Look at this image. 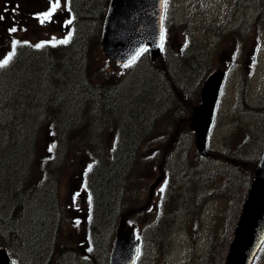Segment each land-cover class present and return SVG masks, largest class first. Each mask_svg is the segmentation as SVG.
<instances>
[{
	"label": "rangeland",
	"instance_id": "1",
	"mask_svg": "<svg viewBox=\"0 0 264 264\" xmlns=\"http://www.w3.org/2000/svg\"><path fill=\"white\" fill-rule=\"evenodd\" d=\"M21 1L24 2L25 0ZM6 2L13 7L16 1L12 2L6 0ZM214 3L218 5V8L212 11L210 17H208L210 0H176V7H173L172 3H170L167 10V17L169 18V23H171L170 26H168L166 37L167 59H164L161 64L155 65V67H157L156 69L149 60L145 58V62H143L145 68H140L141 64L134 66L132 70L134 72L123 75L124 79L118 84L120 87L118 92L114 90V95L116 96L118 94L116 100L121 109L125 112L126 110L124 108L131 106V97H138L137 103H139V106L142 104H149V102L152 101V94L158 90L157 86H161V83H165L168 86L169 92H172L176 100L181 103L179 109L183 106L187 108L192 107V104L197 103V99H192L190 102L188 101L186 94L190 93V83H186L187 80L185 81L182 75L179 78V70L173 60V57H175L174 52L183 47L184 42L187 41V38L190 36L191 38L189 39L193 40L192 47L196 52H207L209 54V72L218 69H224L228 72V81L222 99L223 102L219 113V122L210 143V154L205 159L200 158L197 156L196 143L186 142L184 140L183 142L173 145L171 153H173L174 156H171L169 166H167L164 162L167 156L166 152L162 154L157 153V155H155L153 150L154 147L149 149L145 147L141 152L143 158L141 160V166L139 167L138 163L131 171L132 181L129 188H132L126 191L124 196L125 198L131 197L132 195L136 196V193L140 189L141 195L138 196L139 200L135 198L128 207H126L129 214H137L140 211L139 202L142 204L146 199L148 201V188H150V184L160 173V169L165 168L168 171L169 168L172 172V176L167 178L165 184L157 191V194L153 196L152 202L149 203L150 208L149 206L146 207V209L149 208L150 212L143 217L142 223L155 219L156 212L169 188H172L171 192L175 194V200H178L179 196L187 192H194L196 190L194 184L186 180L188 179L190 170H193L194 174H199L200 171L198 167L200 165V168L205 169L207 172L202 181L205 185L210 187L211 191L214 190V192L209 193V196L220 198L218 199L220 200L219 206L213 201L209 202V205L205 207L204 213L202 212L200 215L194 213L187 216V220H179L165 245L169 247L166 250H162L163 253H158L156 245H149L147 240L144 252V255L149 258V261L146 262L147 264H188L192 262L193 259H198V255L203 252L210 239L217 241L221 237L222 227H226L228 224V220L225 218H229L230 212L232 211L231 208L234 205V192L229 196L222 181L225 176L228 177V175L234 178L233 189L239 197L237 199V216L244 200V180L249 176L250 168L253 167V164L250 162L255 156L253 153L259 146L260 134L264 133V0H214ZM30 4L33 5V2L31 1ZM202 11L203 14H201ZM40 19L41 18L32 21L33 24L24 25L23 29L27 30V33L19 32L17 35L23 38L25 35H28L27 37H29V39L35 40L38 39V37L49 35L55 38V40H52L54 44L68 37L69 31H66V24L64 23L63 26L60 27L58 25V17L55 18V24L49 22L43 24L40 22ZM77 34H80V32H77ZM72 42L73 44H78L79 40L77 37H74ZM69 53L70 51H67L64 54L62 61L54 63L58 69H61L62 65L71 61L68 59ZM74 60L75 59L71 62ZM96 60H92L91 62V67L94 72L98 70L107 75H109L110 72L114 73V67L108 66L107 69L104 68V60L101 57ZM139 61L137 63H140ZM204 68L206 67H200L199 69L201 71ZM116 69L120 70V68ZM154 69L156 73L162 72L165 74L168 81L164 80L162 77L161 79L163 80H153L155 76L153 77L151 75L155 73L151 71ZM31 72L32 67L29 64H19L12 66L10 72L4 76V87L13 90V102L17 101L21 96L24 102L27 101L28 95L30 94L28 90L30 89L29 74ZM13 77L17 80L16 85L12 84ZM43 85L46 86L45 82ZM197 90L198 91H195L196 94L199 93V89ZM3 97L4 95L0 94V101ZM154 113L155 110L149 114L154 116ZM187 113L188 112H182L181 116L185 117ZM9 114V111L5 108L0 109V142L2 143L6 140V133L8 131L9 133L14 131L13 126H3V123L9 119ZM153 119L154 117H146L147 122ZM177 121L169 123H177ZM33 122V116H29L26 125H31ZM122 123H125L124 119ZM187 126V122L184 121L182 128H179L178 131L183 130L186 133ZM46 129L47 126L44 125L39 131L37 140L38 150L43 146L42 143L44 142ZM14 140H16V138H14ZM28 140L29 135L24 134L23 140L19 143L12 142L8 146L0 144L1 199L4 197L2 190L6 175V166L11 161L17 162L19 168H22L24 164H26V156H30L27 147ZM169 141H172V137L169 138ZM111 143L112 140H109L108 144L105 145L108 151L111 149ZM241 145H243L242 148ZM184 150L189 160L185 157ZM243 154L249 158L243 157ZM86 156L74 152L71 156H68L71 158L70 164L65 165L63 163L59 167L60 184L57 186V195L60 208H58L56 204L55 211L58 213V218L60 216V210L61 213L63 210L65 216L64 221H62V224L59 226L62 230L59 232L58 237L62 244H65V239L67 242H73V239L77 235L75 234V227L80 220L77 218L81 216L79 209L80 207H87V197L83 196L85 194L83 172L88 165V157ZM151 156H153V158H151ZM173 157H178V159H172ZM32 162V166L30 167L31 181H37L39 179L42 181L44 178L42 166L35 157ZM170 165L173 166V168H170ZM209 173H214V176L210 178L208 175ZM21 186L22 187L19 188L16 187L19 189L17 195L20 192L28 190L31 188L30 186L33 185L29 183ZM176 186L180 189L178 194L175 191ZM57 187L53 188V195ZM45 189L46 187L39 189V191L34 189L33 191L37 194L36 197L40 199V202L35 200L36 205L34 202L30 205L31 212L24 211L23 218H21V216L17 217L19 227L25 224L23 229H21V233L25 235H29L32 231V221L30 220L33 216L37 215L35 220L42 217L46 223L45 215L41 213V210L46 212V209H39L38 207L45 203V195L48 194ZM171 192L168 195V201L171 198ZM241 192L242 196H239ZM200 194L201 193H199V200L202 196ZM1 206L2 204L0 202V217L16 216L18 209L21 210L19 207H15L13 211L12 208L11 210H6ZM123 209L125 208L123 207ZM218 210L220 212V219L217 223L213 224L211 220L216 216ZM223 210L227 211V217H221ZM235 210L236 207H233V211ZM57 224H59V220ZM137 225L139 226V224ZM142 225L143 224H141L139 229L144 234L146 225ZM151 231L152 229L149 230V232ZM55 232L56 230H53V240L51 238L50 246H52L58 230L54 235ZM83 241L84 239L80 241V244L70 246L69 251L66 253L67 255H63L64 257H61L57 264H84L83 262L85 261L80 258L76 261L75 258V254L82 257L86 253V245H83L85 244V241ZM221 246L223 248L224 242L221 243ZM48 252L49 251H44L41 254L43 256L41 260L42 263L35 260V264H46ZM26 253L27 251L24 249L18 251L24 264H28V260L25 258ZM255 264H264V247L257 257Z\"/></svg>",
	"mask_w": 264,
	"mask_h": 264
},
{
	"label": "trees",
	"instance_id": "2",
	"mask_svg": "<svg viewBox=\"0 0 264 264\" xmlns=\"http://www.w3.org/2000/svg\"><path fill=\"white\" fill-rule=\"evenodd\" d=\"M105 3L106 0H75V4L78 6L76 15L79 23L81 20L85 25L92 23L87 27L85 33L80 32L78 44L71 42L56 50L47 51L46 55H40L39 52L38 54L33 53L30 61L23 60L21 62V64H29L32 67V72L29 74L30 89L28 92L30 94L25 102V107L26 109H35L37 111L36 114L30 116H33L35 118L34 122L38 121L37 124H39L37 125L38 130H34L32 133L34 143L31 152L29 142H31L32 138L28 140L29 161L28 156H26V164L22 168H19L15 161L9 162L6 166L2 190L4 197L0 198V202L6 210H11L13 207H19L21 210L18 209L16 216L0 217V245L7 246L14 252L18 248L27 249L26 251L30 255H35L34 258H37L36 261L39 263H42L41 260L43 259L41 254L44 251H49L46 264H52L51 255L55 247L53 245L52 247L50 246V240L51 238L53 240V230H57V224L55 223L56 204L53 198L48 196L46 197L47 202L38 206L39 209H46V212L41 210V213L45 215L46 223L42 217L35 220L32 225V231L28 235L27 243H25L21 237L23 235L21 229H23L25 224L19 227L17 217L21 216L23 218L24 206H29L30 208L32 202L36 205L35 200L40 202V199L32 196V193H27V190L17 195L19 190L17 188L28 182L32 159L38 146L36 133L38 134L40 127L45 123L48 124L47 135L50 137L49 132L52 135L54 155L69 156L73 152L80 153L82 151L87 154L99 155L104 152L103 146H100L101 142H104L100 136L101 131H105L109 127L108 124H112L110 127L113 130L115 126L121 125L124 119V125L127 128H124L122 137L124 135L125 140L123 139L122 143L118 145L117 156H114L115 159L108 162V156H95L103 158L98 163V188L102 193V197L105 198V203H109L110 208H115L114 212L120 209L122 205L121 194L129 181L128 175L131 167L134 166V155L139 146L135 141L141 138V136L135 137V135L132 136L134 139L130 138L129 128H132L133 125V111L135 108L136 110L138 109L134 118L136 117V123L140 124L141 128H137V130L146 132V117L155 116L157 107H162L163 105L162 100L160 101L158 97L167 91L166 88L157 86L159 89L152 94V101L149 104L139 106L137 100H134L130 110L125 112L116 100L118 94L114 95L115 87L95 83L93 79L104 75L103 72L98 70L94 72L91 62L101 57L100 52L97 50L96 41L98 37L97 28ZM83 27L85 29V26ZM87 32H90L91 35H88ZM67 51H70L68 59L71 61L75 60L67 62V64L61 66V69H58L54 63L62 61ZM190 63L191 72L194 73L200 72L199 68L203 67L198 62V59L195 58ZM44 82L46 86L43 85ZM153 110H155V113L154 116H151L149 113L153 112ZM149 121L150 123L152 122L151 120ZM95 147L96 149L94 150ZM23 195L27 202L24 205L21 203L24 202ZM103 236L105 239L103 244L105 246L107 237ZM55 241L56 238L53 244H55Z\"/></svg>",
	"mask_w": 264,
	"mask_h": 264
},
{
	"label": "water",
	"instance_id": "3",
	"mask_svg": "<svg viewBox=\"0 0 264 264\" xmlns=\"http://www.w3.org/2000/svg\"><path fill=\"white\" fill-rule=\"evenodd\" d=\"M164 0H112L107 17L103 48L117 61H128L138 51L149 44L151 57L156 59L160 54L161 24ZM223 72H217L209 78L202 92L203 104L194 112L192 127L198 134V147L204 151L207 132L212 121L214 106L219 94ZM125 219L120 222L119 243L124 236ZM131 229V228H130ZM264 240V155L259 163L257 177L254 181L241 219L237 225L226 264H251L256 250ZM125 246V244H122ZM117 248L112 254V264H120V251ZM135 252V251H134ZM134 254L123 255L125 264H133ZM0 264H15L4 249H0Z\"/></svg>",
	"mask_w": 264,
	"mask_h": 264
},
{
	"label": "snow or ice",
	"instance_id": "4",
	"mask_svg": "<svg viewBox=\"0 0 264 264\" xmlns=\"http://www.w3.org/2000/svg\"><path fill=\"white\" fill-rule=\"evenodd\" d=\"M57 6H58L57 4H52V6H51V11H47V12L43 13V14H42V17H41V19H40V22H41V23H44L45 20L51 19V17H52V13L56 10V7H57ZM2 18H3V17H0V19H2ZM10 31H11V32H16L17 29H16L15 27H13V28L10 29ZM162 38H163V37H162ZM53 40H55V38H53ZM67 42H68L67 40H61V41H59V43H67ZM17 43H18V42H17ZM42 46H43L42 44H37V45H36V47H42ZM10 59H11V55H9L7 59H4V60L2 61V63H0V67H3L4 65H6V64L9 62Z\"/></svg>",
	"mask_w": 264,
	"mask_h": 264
},
{
	"label": "bare ground",
	"instance_id": "5",
	"mask_svg": "<svg viewBox=\"0 0 264 264\" xmlns=\"http://www.w3.org/2000/svg\"><path fill=\"white\" fill-rule=\"evenodd\" d=\"M138 110V109H137ZM137 110H136V108L134 109V113H133V116H132V118H133V125H132V128H129V131H130V138H132V136L133 135H135V137H140V136H142V134L145 132L144 130L141 132L140 130H137V128L138 129H140L141 128V126H140V124L138 125L136 122H137V120H136V117L134 118V115L135 114H137ZM139 113H140V111H139ZM29 118V117H28ZM35 119V118H34ZM145 128H146V126H145ZM146 130V129H145ZM132 139H134V138H132ZM23 200H24V202H21L23 205L24 204H26L27 202H26V200H25V198H24V195H23ZM24 208H26L25 206H24Z\"/></svg>",
	"mask_w": 264,
	"mask_h": 264
},
{
	"label": "flooded vegetation",
	"instance_id": "6",
	"mask_svg": "<svg viewBox=\"0 0 264 264\" xmlns=\"http://www.w3.org/2000/svg\"><path fill=\"white\" fill-rule=\"evenodd\" d=\"M6 0H0V15H1V13L2 12H4V10H3V7H5L6 6V2H5ZM10 1H12V2H15V1H18V0H10ZM31 1L32 2H35V3H40L41 1H43V0H25L24 2H23V4H21V7H26V6H29V5H31L30 3H31Z\"/></svg>",
	"mask_w": 264,
	"mask_h": 264
}]
</instances>
